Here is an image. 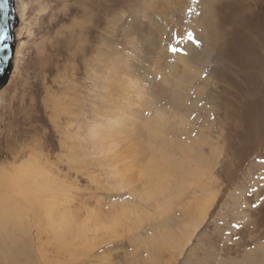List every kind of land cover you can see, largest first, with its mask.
I'll return each instance as SVG.
<instances>
[{"label":"rangeland","instance_id":"obj_1","mask_svg":"<svg viewBox=\"0 0 264 264\" xmlns=\"http://www.w3.org/2000/svg\"><path fill=\"white\" fill-rule=\"evenodd\" d=\"M15 7L13 71L0 91V171L15 182L12 163L24 168L19 176L27 167L33 168L28 176L42 168L44 179H55L68 194V201L58 197L59 205L46 217L13 189L11 218L29 228L17 263L264 264V0H15ZM145 37L164 41L170 52L158 65L159 97L167 91L185 94L195 111L205 108L207 121L216 125L210 137H220L216 157L206 150L205 201L181 198L184 205L189 202V221L173 241L169 233L165 245L157 232L166 215L154 208L153 189L138 200L128 194L129 186L118 188L99 164L101 157L90 155V144L83 142L103 106L107 67L125 57L131 43L142 49ZM194 116L198 122L176 133L197 137L199 113ZM139 178L146 180L141 170ZM173 208L176 218L182 215ZM187 225L193 226L192 237ZM8 257L2 255L1 264H15Z\"/></svg>","mask_w":264,"mask_h":264},{"label":"bare ground","instance_id":"obj_2","mask_svg":"<svg viewBox=\"0 0 264 264\" xmlns=\"http://www.w3.org/2000/svg\"><path fill=\"white\" fill-rule=\"evenodd\" d=\"M143 43L142 49H138L137 44L131 43L124 50L125 57L115 55L117 57L116 61H113L109 67L106 66L108 73L103 83L101 81L103 88L101 92L103 93L100 98L103 106L95 112L94 119L87 127L86 139H83V142L90 144V155L94 154L93 157L97 155L101 157V159L98 157L100 159L99 164L106 166L109 176L118 188L124 190L126 186H129L128 194L138 200L146 196V194L144 196L146 190L153 189L152 194L155 195L152 201L154 208L161 207L160 217L166 215L161 223L162 231L157 232L159 241L163 242L162 245H165L167 243L166 236L169 233L173 234L171 240L173 241L179 234L184 233H181V228L186 220L189 221V202L184 205L181 198L186 196L199 205L205 201V193H203L205 186L202 182L207 178L208 153L206 150L209 149L210 155L216 157V153L220 151V147H218L220 137L216 140L210 137V131L211 129L215 130L216 125H211L207 121L209 114L205 108L195 111V106L185 100V94L175 92L169 95L167 91L164 94L165 97H159L156 80L160 81L159 75L162 74V71L158 68V65L161 62L160 59H162L161 55L170 54V52L166 50L164 41L145 37ZM90 50L92 51V49ZM95 53L96 50L91 52L92 55ZM147 53L152 54L147 57L145 56ZM166 56L169 57L170 55ZM98 57L99 55L95 56L96 59ZM167 61L165 60V63L162 61V63L166 66ZM77 62L86 63L84 60H77ZM94 73L97 78L98 71L94 70ZM53 108L58 116L59 104L55 102ZM70 111L67 112L70 113ZM195 112L199 113L200 122L197 125L200 128V134L197 137L190 133L183 136L177 134L176 129L181 128L184 130L185 127H189L187 124L198 122L195 116L192 117ZM187 113L191 114L190 120L184 121V115ZM168 114L172 117H168ZM187 132L191 131L188 130ZM79 144H77V147ZM34 160L36 159L34 158ZM11 165L13 173H17L14 179L15 182L7 180L4 172L0 171V257L7 255L9 260L11 259L15 264H18L19 252L23 250L20 247L21 237L27 236V231L29 234V228L25 227V223L19 221L18 218L15 217L18 221L11 218V216L14 217V206L12 197H10L13 189L21 199L27 197V201L35 202L37 210L43 209L46 217L51 215L52 210L59 205L56 201L58 197L67 200L68 194L64 192L65 189L55 179L52 181L44 179L46 173L44 169L35 167L32 176H28L29 171L33 168L29 169L26 166L27 171H23L25 174L19 176L18 172L24 168L22 166L17 167L13 163ZM121 165H125V170ZM142 165H146L144 170L141 168ZM137 170H141V175L146 177L145 181H141L140 178L136 179ZM134 171H136L135 174ZM19 173L22 174V172ZM48 176L50 177V175ZM47 193H51L55 197L53 203L48 201V198L53 199V197H50L51 194L48 198H44L47 197L45 195ZM143 200H146V198ZM15 203L17 204V202ZM174 205L182 209V215L177 216V218L174 214ZM170 211L173 212V215ZM206 212L207 210L202 213L200 220L195 222L194 231L193 226L187 225L190 228V232L187 234L188 237H192V231L194 233L199 228L207 215ZM192 217H195V215L192 214ZM166 218L167 220H165ZM65 219L66 215H64L63 220ZM172 223L175 229L171 227ZM66 226L69 227L70 224ZM165 229H169L168 233H164ZM174 230H178V232L175 233ZM177 243L175 242L174 245ZM174 245L171 243L170 247ZM24 247L27 249L28 245L24 244ZM184 247L185 245L181 249L184 250ZM2 260L0 259V264Z\"/></svg>","mask_w":264,"mask_h":264},{"label":"water","instance_id":"obj_3","mask_svg":"<svg viewBox=\"0 0 264 264\" xmlns=\"http://www.w3.org/2000/svg\"><path fill=\"white\" fill-rule=\"evenodd\" d=\"M19 17L15 0H0V91L8 84L15 59Z\"/></svg>","mask_w":264,"mask_h":264},{"label":"snow or ice","instance_id":"obj_4","mask_svg":"<svg viewBox=\"0 0 264 264\" xmlns=\"http://www.w3.org/2000/svg\"><path fill=\"white\" fill-rule=\"evenodd\" d=\"M4 3L6 4L7 3V0H4ZM190 39H194V37H189ZM198 43V42H197ZM173 51H175L176 49L175 48H173L172 49Z\"/></svg>","mask_w":264,"mask_h":264}]
</instances>
